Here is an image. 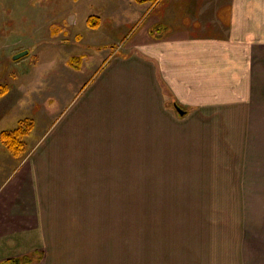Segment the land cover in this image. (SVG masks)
Returning a JSON list of instances; mask_svg holds the SVG:
<instances>
[{
	"label": "crops",
	"instance_id": "1",
	"mask_svg": "<svg viewBox=\"0 0 264 264\" xmlns=\"http://www.w3.org/2000/svg\"><path fill=\"white\" fill-rule=\"evenodd\" d=\"M160 20L139 22L89 73L69 68L48 83L53 99L42 110L19 114V103L5 102L0 264H119L117 237H108L117 232L101 218L124 208L126 135L179 137L173 122L194 113L243 124L264 153V0H166ZM22 119L34 124L23 157L1 139ZM239 183L228 239L198 240L166 264H264V178Z\"/></svg>",
	"mask_w": 264,
	"mask_h": 264
},
{
	"label": "rangeland",
	"instance_id": "2",
	"mask_svg": "<svg viewBox=\"0 0 264 264\" xmlns=\"http://www.w3.org/2000/svg\"><path fill=\"white\" fill-rule=\"evenodd\" d=\"M165 4L166 0L143 4L134 0H0V86L7 87L0 98V115L6 101L12 108L19 103V114L42 110L38 105L53 99L48 83L63 78L75 66L89 73L113 46L126 42L139 22L156 18L163 24L159 21ZM91 18H97L95 27L89 25ZM25 50L26 56L12 59ZM77 54H84V59ZM73 56L80 58L78 62L70 61ZM79 77L78 73V85ZM65 96L61 93V100ZM46 110L43 114L49 115L57 109ZM189 118L186 123L173 122L172 132L179 137H158L164 135L163 129L146 130L133 138L126 135L124 208L118 216L110 211L101 218L104 228L117 232L108 237L115 241L117 237L119 264H166L169 252L181 259L180 248L195 247L198 240L224 242L232 226V201L239 200L243 189L234 184L264 178V153L257 145L261 140L244 138L243 124L232 122L225 128L214 116L205 121L203 115L193 113ZM13 126L23 132L18 136L23 157L29 150L33 120L22 119ZM92 220L97 225V218Z\"/></svg>",
	"mask_w": 264,
	"mask_h": 264
},
{
	"label": "trees",
	"instance_id": "3",
	"mask_svg": "<svg viewBox=\"0 0 264 264\" xmlns=\"http://www.w3.org/2000/svg\"><path fill=\"white\" fill-rule=\"evenodd\" d=\"M148 1H155L156 0H134L135 3L137 4H143V3H146ZM93 21V22H92ZM89 22V25L92 26V27H95L97 25V18H91V20L89 19L88 20ZM73 60H70L72 62H78V60L80 59L79 57H74L72 58ZM78 66H75L74 68H77ZM7 93V87L5 86H0V97H2L3 95H5ZM22 130L20 128H16L15 130L11 131V132H4L2 135H1V139L3 141V143L5 145H7V147L13 151L14 153L17 152L20 150L19 147L21 146V141L19 140L20 137H22L23 135H21ZM21 135V136H20ZM20 136V137H18Z\"/></svg>",
	"mask_w": 264,
	"mask_h": 264
},
{
	"label": "water",
	"instance_id": "4",
	"mask_svg": "<svg viewBox=\"0 0 264 264\" xmlns=\"http://www.w3.org/2000/svg\"><path fill=\"white\" fill-rule=\"evenodd\" d=\"M27 53H28L27 50L22 51V52H19V53H17L16 55H14V56L12 57V59H13V60H18V59L23 58L24 56H26ZM176 110H177V112H178L180 115H182V114L184 113V112H182L178 107H176Z\"/></svg>",
	"mask_w": 264,
	"mask_h": 264
}]
</instances>
